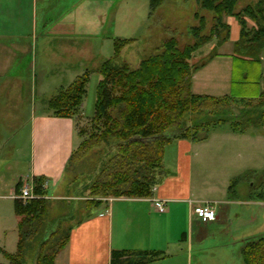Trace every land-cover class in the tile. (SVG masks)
Returning a JSON list of instances; mask_svg holds the SVG:
<instances>
[{
  "label": "rangeland",
  "instance_id": "rangeland-1",
  "mask_svg": "<svg viewBox=\"0 0 264 264\" xmlns=\"http://www.w3.org/2000/svg\"><path fill=\"white\" fill-rule=\"evenodd\" d=\"M258 1L240 0L236 11L241 12ZM201 17L206 20L203 34L209 35L216 22V14L201 9L198 0H162L154 8H151L150 0H0V37L5 38V44L9 40L17 47L16 52L12 51L15 56L12 55L14 59L10 68H0V133L4 128L15 129L9 148L19 143L22 148L26 146L27 160L33 154V120L53 116L48 108L49 100L86 74V96L77 117V132L83 137L81 143L88 139L94 132L92 119L102 78L99 69L106 60L115 57L116 42L135 40L122 50L118 62H127L132 69H137L144 59L156 53L166 39L176 37L180 48L193 44L190 30L200 25ZM247 20L250 30L255 24ZM224 24L230 26V39L225 43L216 39L211 41L198 49L190 61L192 67L199 66L214 55L209 68L195 76L192 93L217 98L231 95L237 100L255 98L264 91V52L256 62L237 58L234 51L238 32L234 25L239 22L224 16ZM69 29H73L78 37L64 38L61 32ZM221 31L225 36V28ZM245 76L248 83L243 81ZM259 103L254 100L250 106L255 109ZM245 106L244 102H233V114H240L242 109L248 108ZM195 120L198 117L189 118L188 123L193 125ZM221 127L225 125L216 128ZM251 129L263 131L264 127ZM78 133H75L76 140ZM63 134H52L53 138L56 137L55 144L64 141V137L69 141L66 138L67 127ZM114 148L101 144L91 152L81 154L72 164H67L59 180L50 178L49 194L43 197L48 201L46 218L61 216L64 219L60 236L95 215L97 206L91 207L94 197L90 187L99 177L103 163L114 154ZM19 153L18 159L23 155ZM263 159L264 156L259 154L255 166L261 167ZM185 160V155L180 156L178 170L173 168L175 164L165 168L158 176L157 185L166 182L174 195L178 187L187 188ZM260 170L261 174L252 172L235 183L233 188L236 192L239 188L248 187L250 197L262 198V202L253 198L254 212L250 217H255V223L247 224L238 233L237 224L233 229L230 224L225 228L213 227L204 248L193 246L191 264H243L241 250L246 243L264 237V164ZM16 185L17 181L9 184L0 191V195H10ZM23 186L34 189V183ZM113 199L100 200L103 205ZM233 208L236 212L243 209L238 203ZM18 228L14 201L0 198V264H9L6 254L15 255L18 251ZM38 253L30 249L21 264H39Z\"/></svg>",
  "mask_w": 264,
  "mask_h": 264
},
{
  "label": "trees",
  "instance_id": "trees-1",
  "mask_svg": "<svg viewBox=\"0 0 264 264\" xmlns=\"http://www.w3.org/2000/svg\"><path fill=\"white\" fill-rule=\"evenodd\" d=\"M160 1L150 0L151 8ZM239 1L198 0L201 9L216 14L210 34H203L206 20L201 17L200 25L190 30L193 44L180 48L176 37L166 39L156 53L144 59L137 69H132L127 62H118L122 50L135 40L116 42L115 57L106 60L99 69L102 78L92 119L94 132L69 160L72 164L81 154L91 152L101 144L115 147L114 154L103 163L99 177L90 187L94 197L92 208L102 205L101 198L152 197L158 176L164 172L166 147L175 139L203 142L210 138L212 128L226 124L235 134L264 127V91L245 100H237L231 95L217 98L192 93L194 73L214 58L212 55L201 65L192 67L190 61L195 52L215 39L221 43L230 39V26L224 24V16L234 17L241 27L239 39L235 42V56L253 62L260 60L264 52V0L237 12ZM247 19L255 24L250 30ZM224 28L225 36L221 31ZM246 77L243 81L248 83ZM87 82L86 74L50 99V111L62 118L78 117L86 96ZM254 100L260 102L255 109L250 106ZM235 101L244 102L248 108L242 109L238 115L233 114ZM193 117H198V120L192 125L188 119ZM251 173L235 178L230 189L233 190L235 183ZM45 181L44 178L33 180L34 194L41 199L27 203L17 197L15 199L19 242L15 255L5 253L9 264H21L30 249L39 252V264H55L56 257L70 241L73 227L60 236L64 219L61 216L46 218L48 201L43 197L48 192L44 187ZM23 184L17 183L16 196ZM253 198L262 199L258 196ZM241 257L243 264H264V237L246 243ZM162 258L161 252L114 251L110 264H161Z\"/></svg>",
  "mask_w": 264,
  "mask_h": 264
},
{
  "label": "crops",
  "instance_id": "crops-1",
  "mask_svg": "<svg viewBox=\"0 0 264 264\" xmlns=\"http://www.w3.org/2000/svg\"><path fill=\"white\" fill-rule=\"evenodd\" d=\"M234 26L238 32L237 41L240 27L239 24ZM61 34L66 39L78 37L73 29L63 30ZM3 39L0 37L1 69L10 68L14 59L12 51L17 50L9 40L5 44ZM5 45L9 47H2ZM209 65L194 73L192 91L195 76L200 71L201 74L205 72ZM32 126L33 154L27 160L26 146L22 148L19 143L9 148L15 129L4 128L0 133V144H4L0 145V191L16 181L30 184L35 178H44L49 194L50 178L59 180L73 152L81 144L77 117L62 118L53 113V116L39 120L35 118ZM66 127L69 141L64 137L61 141L64 143L55 144L56 137L52 134H63ZM75 133H78L77 140ZM19 151L23 157L18 159ZM259 154L264 156V130L249 129L243 134H235L230 125H225L213 129L210 138L203 142L173 140L166 147L163 168L175 164L173 168L178 170L180 156L185 155L187 188L178 187L174 195L171 186L162 181L153 189L152 197L115 198L109 204L101 205L92 218L73 227L70 241L56 257L55 264H110L114 251L161 252L163 264H191L193 246L204 248L213 227L225 228L230 224L233 229L237 224L238 233L251 222L255 223V217L250 215L254 212L256 199L250 197L249 188L242 187L233 192L230 187L239 176L250 172L261 174L264 159L261 167L255 166ZM251 185L254 184L251 182ZM0 196L14 202L17 197L15 190L10 195ZM162 201L166 202L163 213L158 210ZM202 202L216 205V221L205 223L194 214V206ZM237 203L243 207L242 212L233 208Z\"/></svg>",
  "mask_w": 264,
  "mask_h": 264
},
{
  "label": "built area",
  "instance_id": "built-area-1",
  "mask_svg": "<svg viewBox=\"0 0 264 264\" xmlns=\"http://www.w3.org/2000/svg\"><path fill=\"white\" fill-rule=\"evenodd\" d=\"M44 187L46 188V186ZM17 198L27 203L39 197L34 194V189L32 186H22L19 195H17ZM193 209H194V214L205 223L213 222L217 220L216 205L211 202L198 203L194 206ZM158 210L161 213L165 212L166 202L164 201L160 202V204L158 205Z\"/></svg>",
  "mask_w": 264,
  "mask_h": 264
}]
</instances>
